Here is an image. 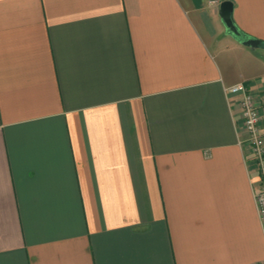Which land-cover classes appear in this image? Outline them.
Wrapping results in <instances>:
<instances>
[{"label": "crops", "instance_id": "crops-1", "mask_svg": "<svg viewBox=\"0 0 264 264\" xmlns=\"http://www.w3.org/2000/svg\"><path fill=\"white\" fill-rule=\"evenodd\" d=\"M224 1L0 0V264H264L226 92L264 97V0Z\"/></svg>", "mask_w": 264, "mask_h": 264}, {"label": "built area", "instance_id": "built-area-1", "mask_svg": "<svg viewBox=\"0 0 264 264\" xmlns=\"http://www.w3.org/2000/svg\"><path fill=\"white\" fill-rule=\"evenodd\" d=\"M210 4L219 5L217 1H211ZM226 92L229 96L238 97L243 128L247 136L246 143L251 147L258 165L259 184L255 193V201L264 231V133L261 127L264 97L260 99L258 95L251 93L245 84L230 87Z\"/></svg>", "mask_w": 264, "mask_h": 264}, {"label": "water", "instance_id": "water-1", "mask_svg": "<svg viewBox=\"0 0 264 264\" xmlns=\"http://www.w3.org/2000/svg\"><path fill=\"white\" fill-rule=\"evenodd\" d=\"M233 11H234L233 3L230 0L224 1L221 4L219 15L222 21L225 23L227 29L231 31L233 34L237 35L238 31L233 22ZM243 44L245 46L255 49V48H258L261 43L257 40L248 39L247 41L243 42Z\"/></svg>", "mask_w": 264, "mask_h": 264}, {"label": "trees", "instance_id": "trees-1", "mask_svg": "<svg viewBox=\"0 0 264 264\" xmlns=\"http://www.w3.org/2000/svg\"><path fill=\"white\" fill-rule=\"evenodd\" d=\"M232 2V0H230ZM234 22V21H233ZM236 27V26H235ZM238 31V30H237ZM238 34H239V31H238Z\"/></svg>", "mask_w": 264, "mask_h": 264}]
</instances>
